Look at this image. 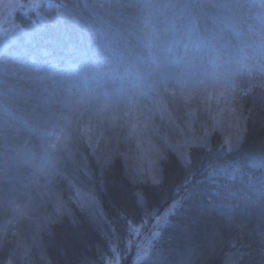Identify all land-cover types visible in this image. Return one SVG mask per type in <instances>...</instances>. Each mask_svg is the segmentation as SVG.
Here are the masks:
<instances>
[{"label": "trees", "instance_id": "obj_1", "mask_svg": "<svg viewBox=\"0 0 264 264\" xmlns=\"http://www.w3.org/2000/svg\"><path fill=\"white\" fill-rule=\"evenodd\" d=\"M9 2L0 264H264V0Z\"/></svg>", "mask_w": 264, "mask_h": 264}, {"label": "snow or ice", "instance_id": "obj_2", "mask_svg": "<svg viewBox=\"0 0 264 264\" xmlns=\"http://www.w3.org/2000/svg\"><path fill=\"white\" fill-rule=\"evenodd\" d=\"M243 139V132L240 131L238 132V134L231 140H228L226 141V143L228 144L229 146V150L233 149V148H236V147H239L240 144H241V141ZM184 163H187V161H184ZM239 169H234V173L233 175H235L236 172H238ZM162 183V177L161 178H157V177H153V184L154 185H160ZM137 199H138V203L141 207H144L147 205V200H146V197L144 194H140V193H137ZM173 207V210H175V208L177 207L176 203H174L172 205ZM209 209H214V210H218L217 206L215 205H209L208 206ZM231 211V208H229V212ZM165 215H169V213H165ZM230 219V217H229ZM134 224V221L133 220H125V227L127 230L135 233V232H138V229L136 227L133 226ZM116 250L113 249V252H115Z\"/></svg>", "mask_w": 264, "mask_h": 264}, {"label": "rangeland", "instance_id": "obj_3", "mask_svg": "<svg viewBox=\"0 0 264 264\" xmlns=\"http://www.w3.org/2000/svg\"><path fill=\"white\" fill-rule=\"evenodd\" d=\"M49 0H32L33 6L38 5L41 2ZM11 3L9 0H0V35L7 32L8 29L5 25L8 24V19L12 16L11 14Z\"/></svg>", "mask_w": 264, "mask_h": 264}]
</instances>
